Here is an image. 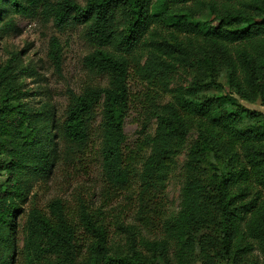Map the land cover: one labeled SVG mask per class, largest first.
<instances>
[{
    "label": "trees",
    "instance_id": "1",
    "mask_svg": "<svg viewBox=\"0 0 264 264\" xmlns=\"http://www.w3.org/2000/svg\"><path fill=\"white\" fill-rule=\"evenodd\" d=\"M41 7L57 29L84 27L94 47L84 66L106 82L67 90L57 119L48 102L35 107L26 101L17 58L0 64V170L6 173L0 264H153L169 252L167 264H256L250 258L255 249L264 257V114L239 100L264 106V0H0V37L19 32L13 16L30 17ZM206 10L215 24L198 18ZM152 26L164 33L158 41L155 29L146 37ZM61 57L52 37L48 58L56 70ZM131 70L147 85L155 127L127 155ZM176 74L186 82L169 88ZM210 89L218 94L200 97ZM98 118L108 192L130 188L140 165L135 219L156 238L140 236L131 254L111 250L104 224L83 205L79 220L90 237L84 248L61 199H51L47 210L31 206L23 215L21 208L26 178L46 181L60 161L80 160ZM192 129L196 140L181 167L178 210L164 215L166 185Z\"/></svg>",
    "mask_w": 264,
    "mask_h": 264
},
{
    "label": "rangeland",
    "instance_id": "2",
    "mask_svg": "<svg viewBox=\"0 0 264 264\" xmlns=\"http://www.w3.org/2000/svg\"><path fill=\"white\" fill-rule=\"evenodd\" d=\"M55 2L56 0H50ZM84 4L85 0H77ZM4 18V17H3ZM2 18V19H3ZM198 18L204 22L215 24L217 21L209 11L202 12ZM19 32L15 35L0 37V64L3 65L10 58H17L16 64L20 73L17 82L20 84L21 92L26 94V101L39 107L45 102L53 106L57 119L63 117V112L67 105V90L80 92L86 85H104L106 78L103 75L91 73L83 63L84 57L90 53L94 47L91 46L84 36L82 25L69 26L57 29L51 18L43 7L36 10L30 17L13 16ZM155 26L151 27L153 33ZM160 40L164 33L158 28L155 29ZM57 39L61 49V67L56 70L48 58V48L50 39ZM139 54H145L144 49H140ZM16 54V55H15ZM17 57H15V56ZM144 57H142V60ZM222 81L221 78L218 79ZM185 79L180 74H176L169 88L176 85L185 84ZM129 89L128 112L124 120V153L136 152L138 147L146 140V136L154 131L155 121L149 118V100L145 93L148 91L147 85L131 70L127 78ZM217 89L203 91L200 97L217 95ZM169 98V94L160 95L159 101L162 103ZM240 104L248 109L259 111L264 114V106L260 101L248 103L239 100ZM100 107L97 108L99 113ZM93 125L91 139L87 152L81 156L80 160L64 163L60 161L52 170L46 181L26 178L24 189L27 192V202L21 205L26 214L31 206H37L47 210L48 202L53 198H59L64 204V208L69 221L76 229V235L80 247L84 248L89 241V234L79 220V210L83 205L90 215H97L100 222L104 224L107 231L111 250L118 254H131L133 247L131 242L137 241L140 236L154 239L156 236L152 231L141 228L135 219L136 212V187L135 182L139 171V164L135 165V175L132 186L127 190L118 193H109L104 183L99 156V135L97 123ZM196 140V132L192 129L187 137L186 146L182 154L178 157L177 166L171 172L165 189L164 215L176 213L179 203V192L183 182L181 167L188 150ZM146 152H140L139 159ZM4 160L0 157V162ZM209 161L214 164V156L209 157ZM6 173L0 170V184L4 183ZM23 215L18 218L23 223ZM136 250H140L138 246ZM172 253L168 257H154L153 264H167V259L172 262ZM256 259V264L263 262L262 253L255 249L250 256ZM224 264H229L225 263ZM172 264V263H171Z\"/></svg>",
    "mask_w": 264,
    "mask_h": 264
}]
</instances>
